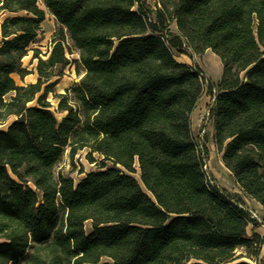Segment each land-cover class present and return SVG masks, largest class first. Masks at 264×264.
I'll return each instance as SVG.
<instances>
[{"label": "trees", "instance_id": "1", "mask_svg": "<svg viewBox=\"0 0 264 264\" xmlns=\"http://www.w3.org/2000/svg\"><path fill=\"white\" fill-rule=\"evenodd\" d=\"M40 2L57 28L46 58L33 50L36 81L19 84ZM2 13L0 264H261L256 220L207 180L193 136L204 74L176 55L220 57L206 89L212 139L264 208V0H0ZM70 63L80 79L56 93ZM84 148L94 169L56 172ZM239 247L255 263L235 262Z\"/></svg>", "mask_w": 264, "mask_h": 264}, {"label": "rangeland", "instance_id": "2", "mask_svg": "<svg viewBox=\"0 0 264 264\" xmlns=\"http://www.w3.org/2000/svg\"><path fill=\"white\" fill-rule=\"evenodd\" d=\"M147 2L155 8L157 0H147ZM42 7L43 4L40 2ZM46 10V18L40 25V30L38 32L37 38L30 45V49L27 55L22 58V62L24 66H27L28 69L31 70L29 74H27L24 79H21L18 74L14 73L13 76L19 84H27L29 82L36 81L37 74L35 65L37 59L32 58L33 50H39L40 55L43 58L47 57V54L51 48V42L55 30L57 28V24L54 16L44 7ZM7 14H0V20L5 17ZM171 29L176 30L175 23L171 24ZM191 51V50H190ZM212 52V51H211ZM210 51H203L202 53H191V54H180L176 55L177 60H189L192 63H196L199 67H201L204 74V85L205 91L201 95L198 106L196 109L197 114H200V121L197 125H194L192 131L194 139L197 141L199 148L201 149V154L203 155V160L205 163V169L208 175L209 180L212 184H216L220 188H224L228 192L236 194L238 198L241 199L243 205L251 212H253V218L256 220L257 224L255 226V230L259 232L262 236H264V209L259 206L253 199L244 195L239 191L236 187L233 177L228 169L224 166L221 153L215 148L211 140V121L208 118V106L211 103V96L207 94V85L211 82L212 76L214 73L207 72V65L211 64V60L209 59ZM71 59L78 57L77 53H73L69 55ZM182 56V57H181ZM80 79V75L76 72L75 66L73 63L67 65L64 69V74L58 83L55 85L54 89L56 93H63L67 88L72 87L78 80ZM213 83V82H212ZM214 84V83H213ZM48 100L51 102V109L54 111L55 115L60 118L61 113L56 111L57 100L53 97L52 93L48 94ZM34 102H32L33 104ZM0 123V128H5L7 123ZM87 148L78 150L77 153L70 157L68 150L63 155L62 160L56 166V172L62 173L64 175L72 176L76 181L82 178L85 173L91 169L96 167L95 162H90L86 157ZM96 155V154H95ZM137 179H139V174H134ZM32 186L33 184L30 183ZM34 187V186H33ZM85 230L88 232L91 229V221L87 220L84 224ZM252 225L250 224L248 227V233L252 231ZM236 255L238 256L234 261H247L250 263H255L253 258H250L246 255V249L244 247H239L236 249ZM259 259L261 264H264V243L262 245Z\"/></svg>", "mask_w": 264, "mask_h": 264}, {"label": "crops", "instance_id": "3", "mask_svg": "<svg viewBox=\"0 0 264 264\" xmlns=\"http://www.w3.org/2000/svg\"><path fill=\"white\" fill-rule=\"evenodd\" d=\"M205 51H210V54H209V59L212 61L211 62V64L209 65H207V68L206 69H208L207 70V72H209V73H214V76L215 77H213L212 76V78H211V82H213L214 84H217V82L219 81V79H220V77H221V75H222V68H223V65H222V62H221V59H220V57L216 54V53H214L210 48H207V49H205ZM212 51V52H211ZM182 57V56H181ZM178 61H181V62H185V63H189V64H192V62L191 61H189V60H178ZM200 67H201V64H200ZM201 69H203L202 67H201ZM200 99V98H199ZM199 101V100H198ZM197 106H198V102H197V104H196V107L193 109V111H192V113H191V128L193 129V127H194V125H197L198 123H199V121H200V114H197V112H196V109H197ZM210 137H211V140H212V142H213V139H212V136H213V132H214V128H213V126H212V124H211V126H210ZM213 144H214V142H213ZM229 171V170H228ZM230 172V171H229ZM231 173V172H230ZM232 175V174H231ZM233 177V176H232ZM233 180H234V178H233ZM234 183H235V185H236V187L239 189V191L241 192V189H240V187L238 186V184L234 181ZM242 193V192H241ZM252 199V198H251ZM254 200V199H253ZM255 201V200H254ZM256 202V201H255ZM259 206H261L258 202H256ZM262 207V206H261ZM263 208V207H262ZM264 209V208H263Z\"/></svg>", "mask_w": 264, "mask_h": 264}, {"label": "built area", "instance_id": "4", "mask_svg": "<svg viewBox=\"0 0 264 264\" xmlns=\"http://www.w3.org/2000/svg\"><path fill=\"white\" fill-rule=\"evenodd\" d=\"M201 75H202V73H201ZM206 167H205V163H204V165H203V169L205 170V174H206V178H207V180L211 183V181L209 180V178H208V175H207V172H206V169H205ZM212 184V183H211ZM249 213H250V216L253 218V212H251V211H249Z\"/></svg>", "mask_w": 264, "mask_h": 264}]
</instances>
